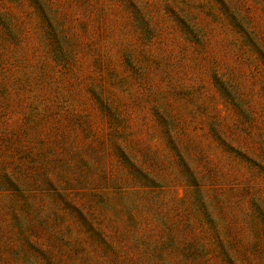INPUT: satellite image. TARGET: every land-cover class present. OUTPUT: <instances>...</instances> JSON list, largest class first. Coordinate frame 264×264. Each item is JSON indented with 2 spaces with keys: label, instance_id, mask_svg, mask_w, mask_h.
Masks as SVG:
<instances>
[{
  "label": "rangeland",
  "instance_id": "rangeland-1",
  "mask_svg": "<svg viewBox=\"0 0 264 264\" xmlns=\"http://www.w3.org/2000/svg\"><path fill=\"white\" fill-rule=\"evenodd\" d=\"M0 264H264V0H0Z\"/></svg>",
  "mask_w": 264,
  "mask_h": 264
}]
</instances>
